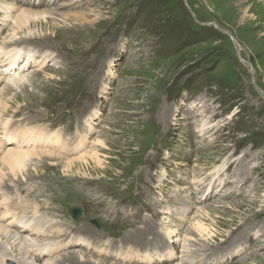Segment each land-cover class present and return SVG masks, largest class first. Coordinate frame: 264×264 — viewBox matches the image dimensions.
<instances>
[{"label": "rangeland", "instance_id": "1", "mask_svg": "<svg viewBox=\"0 0 264 264\" xmlns=\"http://www.w3.org/2000/svg\"><path fill=\"white\" fill-rule=\"evenodd\" d=\"M21 13L45 60L0 80L1 226L20 202L43 217L41 264H264V0H0V47Z\"/></svg>", "mask_w": 264, "mask_h": 264}, {"label": "bare ground", "instance_id": "2", "mask_svg": "<svg viewBox=\"0 0 264 264\" xmlns=\"http://www.w3.org/2000/svg\"><path fill=\"white\" fill-rule=\"evenodd\" d=\"M12 8H14V7L12 6ZM20 18H23V19H20V22H17V26H16V31L19 32V34H17L18 37L15 38V36H11L10 40H8V42H6L7 44H3L2 43V47H0V64H1L0 66H2V67L5 66L6 67L4 70L1 69V67H0V80L1 81H5V84H6L5 85V89H8L6 92L10 91L12 88H15V87H18L20 85H23L26 82V76H24L22 74L23 71L20 72L18 70V68L15 69V63H16L17 59H21L20 60L21 61L20 68L26 67V66L31 65V64L33 66L43 65L42 62H44V60H45L44 57L42 55H40L39 61H38V59L36 60V59L33 58L34 55H32V53H31L32 50L26 52L24 49L21 50L19 48V47H24L26 45H30L31 43H36L33 40L30 41V39L32 37L29 36V35L24 36V37L20 36L22 30L26 28L25 22H22V21L23 20L28 21L29 25H30V18H28L27 15H22V13H21ZM243 19L246 22V24L249 23V20L247 18H245V16L243 17ZM15 23H14V25H15ZM258 24L262 25L264 23L261 21V22H258ZM6 27H7V25H5L3 23V28L1 29L0 33H2ZM11 52H14V54L11 55ZM12 59H14V64L10 65ZM26 61H29V62L25 63ZM8 74H11V76H7ZM29 81L30 80H28V82ZM7 128H8V126H7ZM82 145H84V144H82ZM49 147L53 149V145H50ZM52 149H50V151H52V152H50L48 150H45V151L36 152V153L40 154V155H44L46 153L51 154V153L55 152ZM7 151L8 152L5 153L3 158L5 159V161H7L10 164V165H8L9 168H10L9 169V171H10L9 173H11L13 176H15L14 175V171H16L15 169H17V168H19L21 166H25V164H26L25 162H26L27 158H29V156H30L29 153L30 152L18 151L16 149L15 150H7ZM29 151H31V150H29ZM32 151L35 152V151H41V150H32ZM34 152H32V153H34ZM31 155H33V154H31ZM34 156H35V154H34ZM94 157H95V155H94ZM2 163H3V160H2ZM94 165L98 166L99 162L95 160ZM3 166L7 167V165H4V163L2 165V168H4ZM21 169L23 170L24 168L21 167ZM0 170H2V169L0 168ZM5 170H7V169H5ZM18 171H20V170H17V174L19 173ZM3 172H4V170H3ZM1 174H2V172H1ZM1 176H3V175H1ZM213 180H215V178ZM69 184L72 185V186H76L79 189L85 188L84 185L82 183H79V181H77V180H73ZM69 184H67V185H69ZM67 185H65V186H67ZM191 187H193V186H191ZM135 195L136 196H127L125 198V200H130L132 202H140L141 203L142 200H143L142 196H139V192L135 193ZM138 197H140L141 199H139ZM94 198L98 199L96 196ZM4 203L1 204V205L5 206ZM122 203L123 202H121L119 199L116 200V201L113 200L109 204V207L106 208V209H108V210L109 209L110 210L118 209L120 206H122ZM19 204L11 205V206H15V209L13 210V212L9 213L10 215H12L9 225L10 226H16V227H20L19 225H21V230L16 231V232L14 230V231L10 232L9 230H6V228H4L3 225L1 226V224H0V237H1L0 249L5 251L6 247L7 248L8 247H15L17 251H20V252L22 251V254L20 253L21 257L17 261L20 264H41V260L44 257H49V256L53 255L54 252H57L59 250L60 246L57 243H55L54 240H52L50 238V236H49L50 232L48 230L51 227H49L47 225V223L44 222L43 224H45V226H44V228H41L42 226H40V223L42 222L43 217H36L35 215L28 217L27 215H25V211H26L25 207L27 206V203L26 202H20ZM91 206H92L93 209H98L97 207H95V203L92 200H91ZM105 212L106 211H104L103 213L105 214ZM137 212H143V213H146L151 218H155V216H152L153 215L152 210L150 208H148V207L145 209L142 204L138 206ZM152 225H156V224L152 223ZM152 229L153 228H151L150 230H152ZM27 232H29V233L25 234ZM159 239L162 240L163 238L160 235V233L158 231H156L154 233L153 238H151V241L152 240L157 241ZM68 244L69 243L64 244L62 247H65ZM78 244L80 246L87 247L85 241H83V240H80V242ZM9 251L10 250H8V252ZM167 255H170V254L167 253ZM5 256H4V258H5ZM162 256H160V257H162ZM141 257L143 258V260L149 259V255L148 254H145V255H143ZM160 257H158L159 260L167 259V258L160 259ZM166 257H169V256H166ZM2 258H3V256H2ZM76 260H77V258L72 256V261H76ZM6 261H8V259ZM7 263L8 264H12L11 261H8Z\"/></svg>", "mask_w": 264, "mask_h": 264}, {"label": "water", "instance_id": "3", "mask_svg": "<svg viewBox=\"0 0 264 264\" xmlns=\"http://www.w3.org/2000/svg\"><path fill=\"white\" fill-rule=\"evenodd\" d=\"M81 215V211L79 209H73L71 211V217L73 220H77Z\"/></svg>", "mask_w": 264, "mask_h": 264}]
</instances>
